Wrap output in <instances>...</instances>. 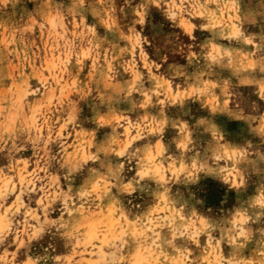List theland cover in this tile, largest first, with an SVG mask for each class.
I'll use <instances>...</instances> for the list:
<instances>
[{
	"label": "snow or ice",
	"instance_id": "obj_1",
	"mask_svg": "<svg viewBox=\"0 0 264 264\" xmlns=\"http://www.w3.org/2000/svg\"><path fill=\"white\" fill-rule=\"evenodd\" d=\"M26 16L15 34L37 77L7 42L0 79L19 100L0 122V264H44L33 249L53 228L94 264H264V0H57ZM202 176L235 208L209 207Z\"/></svg>",
	"mask_w": 264,
	"mask_h": 264
},
{
	"label": "rangeland",
	"instance_id": "obj_2",
	"mask_svg": "<svg viewBox=\"0 0 264 264\" xmlns=\"http://www.w3.org/2000/svg\"><path fill=\"white\" fill-rule=\"evenodd\" d=\"M49 3H51L53 8H55L57 0H9V8L7 10L0 9V62H3V68H0V79H3V77L6 75H10L7 71L9 65L11 64V61L7 59L5 47L7 42H13L11 55L17 60V63L21 69L23 68L24 62L28 61V73L23 76V79L28 80L29 77H37L39 68L38 66L32 64L33 54L30 50L31 44H29L28 48L25 49L23 40L21 37L15 34L14 26L19 24L20 17L25 16V14H27L26 18H29L32 12H36L38 15L44 16ZM41 6H43L44 11H41ZM35 38L36 40L41 41V51H43L45 45H47L48 56L51 58L52 49L55 47L56 43L55 36H53L52 41L49 42L48 31L45 30L42 37L39 24H37L35 28ZM17 43H19V47H17ZM57 55H59V53H57ZM129 55L131 56L130 53ZM52 75L53 78H55V74L53 73ZM85 75H87V73H85ZM101 85L103 86V81H101ZM210 98V96L205 97L206 100ZM14 101L16 104H19V100L15 95V90L12 92H7L6 94V90L0 86V122H3L9 117L10 113L15 111L13 107ZM37 102L38 101L36 99H33L31 102L25 99L23 103L25 106L30 107L32 104H36ZM192 103L199 104L200 101L197 98V100L193 101ZM185 110L190 111L191 106H186ZM228 127L230 130H233V121H228ZM197 143H199V141H197ZM249 143L252 144L253 150H260L261 145L258 142L249 141ZM221 152H223V149H221ZM195 159L196 156L194 154L188 161L189 165L191 164V161ZM216 163L219 166L217 171H219V168H226L228 171L231 170L227 160L216 161ZM177 167H179V163H177ZM226 175L227 173H225V176ZM172 184L173 195H176L180 198H183L191 191L189 184L185 182L184 178H180L178 180L176 177H173ZM194 190L199 196L204 198L209 207H216L218 211L220 210V207L224 205H229L230 207L235 208V195H233L230 190H227L224 186H222L219 181H215L214 178L202 176ZM56 211L58 212L59 209ZM228 211V207H223L224 213H227ZM49 216L51 217L52 213H49ZM55 218L59 220V216H56ZM78 223V217L65 218L60 221V228H62L65 232H73V229L77 227ZM56 231L57 230L53 228L52 232L46 233L43 237H41V240L37 244L36 248L33 249V251H40L42 253L40 259L44 262V264H46L49 257H52L54 260L55 255H61L64 258V264H94L96 260L100 259L96 250L90 245H86L83 242V239H80L79 242L74 239L73 243L67 247L64 245V243H60V246L57 247V242L61 241L62 238L55 235ZM69 257H71V260H69Z\"/></svg>",
	"mask_w": 264,
	"mask_h": 264
}]
</instances>
